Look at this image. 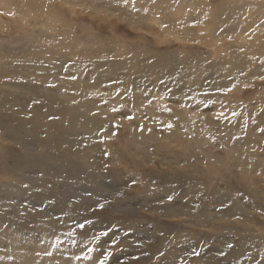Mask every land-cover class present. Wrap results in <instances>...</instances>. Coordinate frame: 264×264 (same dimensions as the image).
<instances>
[{"label":"rangeland","instance_id":"obj_1","mask_svg":"<svg viewBox=\"0 0 264 264\" xmlns=\"http://www.w3.org/2000/svg\"><path fill=\"white\" fill-rule=\"evenodd\" d=\"M261 35L264 0H0V251L264 264V174L244 158L264 157ZM39 105L54 123L16 129L10 112ZM90 117L106 121L95 167L67 143L91 138L76 130Z\"/></svg>","mask_w":264,"mask_h":264},{"label":"bare ground","instance_id":"obj_2","mask_svg":"<svg viewBox=\"0 0 264 264\" xmlns=\"http://www.w3.org/2000/svg\"><path fill=\"white\" fill-rule=\"evenodd\" d=\"M247 22V21H246ZM234 34V33H233ZM257 32L254 34V36H251V38L253 37H256L257 35ZM259 35V34H258ZM264 37V35H261ZM263 50H256V51H253V58L255 60H260L261 58H264V46H262ZM249 55H251V51L249 52ZM256 57V58H255ZM253 61V60H252ZM257 77V76H256ZM3 85V84H2ZM196 86H198V83L196 84ZM39 90V89H38ZM67 101V100H66ZM70 101V100H69ZM16 106V105H15ZM44 106V105H43ZM43 106L42 105H39V107L37 108H34V109H31L29 110V108H26V107H20V108H16L15 109V112H10V116L13 118V124L15 125L16 129L20 128V129H26L27 130V134L28 132H31L32 135H36L39 131L42 130V127L44 128H48L50 127L54 122H50V120H48V118L50 116L46 115V113L44 112L43 110ZM222 106V105H221ZM232 106V105H231ZM12 107V106H11ZM89 107V106H88ZM32 112V117H30L29 120H26L25 118H22L23 116L27 115L26 113H31ZM0 113H1V110H0ZM7 115V114H6ZM99 117L101 118H106L107 120V117L103 116V115H99ZM92 118V123L88 121L89 118H86V121L82 123V125H80V123H77L81 126V128H79V126L76 124V130L78 132H87L86 134H89L91 138H83V139H80L76 142L74 141H68L67 143L69 145H71L72 147V152L73 154L75 155L76 158H79L81 159L84 163L90 165V166H93L95 167V163L96 161H98L99 163L101 162V159L99 158L98 154H97V151H96V141L98 140V138H94L92 137L93 136V133L95 132V129H98V127H102V125L104 124V122L106 121H102L101 119L98 121V124L95 123V120L96 118L95 117H90ZM112 121H116V118H112ZM205 126V124H204ZM8 129V127H7ZM4 131V130H3ZM7 131H9V135H6L5 137H7L8 139H15L16 138V135H18V133H15L13 132L12 130L8 129ZM6 131V132H7ZM17 131V130H16ZM93 131V133L91 134V132ZM78 132H75L74 134H77ZM241 132V131H240ZM85 135V133H84ZM242 135V134H241ZM75 136V135H74ZM95 136V135H94ZM249 136V135H248ZM20 137V136H19ZM77 137V135L75 136ZM218 137V136H217ZM24 139V137H23ZM63 138H60L59 140H62ZM112 139V138H111ZM196 140V144L198 146H204L205 144H207L205 142L204 139H201L200 137H197V138H194ZM162 140V139H161ZM188 140V139H187ZM227 140V139H226ZM250 140V139H249ZM59 143V141H55V142H52L51 145H57ZM30 144V143H29ZM29 144L28 143H25L24 144V147H29ZM43 144V142H42ZM45 144H47V142H45ZM73 144L75 145H78V149H76ZM190 145L187 146V148L189 147ZM237 146V145H236ZM235 146V147H236ZM45 147V146H44ZM46 148V147H45ZM193 147H190L189 151L186 152V159L187 160H190V161H196L198 162L199 160H195V157H197V152L193 151ZM199 149H202L201 147ZM260 149V147H259ZM245 151V149H244ZM202 153H205L206 155H208L207 159L209 160V164L210 165H215V159H216V156L215 155H218L219 153L214 149H208V154L206 152H203V150L201 151ZM32 154V153H31ZM247 155V156H246ZM244 156V158L246 159H249L250 161L253 162L254 166H253V173L252 174H255L257 172H261L262 174H264V157L261 156V155H253L252 153H249L247 152ZM26 156V155H25ZM24 156V157H25ZM181 157V156H179ZM225 157V156H224ZM224 157L222 158H218V159H223ZM211 158V159H210ZM21 160V159H20ZM236 163V162H235ZM73 164V163H72ZM104 164V163H103ZM248 164V163H247ZM51 166V165H50ZM234 166V165H232ZM249 167V166H248ZM234 168H236V166H234ZM20 169V168H19ZM209 169L213 170L214 173H218L220 174V169L219 171L215 172L214 171V168L213 167H210ZM250 169V168H249ZM217 174V176H218ZM229 174H231V176H236V174H234L233 172L229 171ZM96 175V174H95ZM94 175V176H95ZM98 185V184H97ZM216 193H213L212 196H215ZM218 199L220 200L219 203H225V201H222V198L221 196H217ZM233 202V201H231ZM234 207H238V205H235ZM61 209V208H60ZM62 210V209H61ZM244 214V211L242 208H233V214L234 216L236 215H243ZM68 227V226H67ZM15 244L16 246L14 248H7L6 249V252H3V251H0V261L3 260V259H8L10 257H17L20 262L22 264H44L42 262H37L36 260H34L35 256L33 255H30L27 253L26 250H22L20 249L19 247H17V245L19 243H13ZM16 254V255H15ZM42 254V253H41ZM8 263V262H7ZM1 264V262H0Z\"/></svg>","mask_w":264,"mask_h":264},{"label":"snow or ice","instance_id":"obj_3","mask_svg":"<svg viewBox=\"0 0 264 264\" xmlns=\"http://www.w3.org/2000/svg\"><path fill=\"white\" fill-rule=\"evenodd\" d=\"M81 227H83V225H81Z\"/></svg>","mask_w":264,"mask_h":264}]
</instances>
